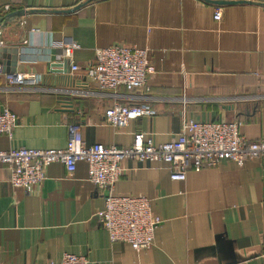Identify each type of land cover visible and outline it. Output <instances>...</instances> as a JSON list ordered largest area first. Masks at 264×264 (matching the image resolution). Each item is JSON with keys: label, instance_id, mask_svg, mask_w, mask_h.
I'll list each match as a JSON object with an SVG mask.
<instances>
[{"label": "crops", "instance_id": "1", "mask_svg": "<svg viewBox=\"0 0 264 264\" xmlns=\"http://www.w3.org/2000/svg\"><path fill=\"white\" fill-rule=\"evenodd\" d=\"M88 1L0 0V17L4 6L24 12L0 29L2 72L40 79L11 86L0 75V112L18 119L10 140L0 135V150L64 149L70 124L81 125L86 145L119 148L137 132L154 145L170 142L189 121H239L244 138L264 139V0ZM60 41L79 49L67 56L54 45ZM117 45L148 49L156 70L149 93L118 89L124 102L146 99L156 111L123 128L104 123L114 97L84 75L95 49ZM73 65L80 71L72 74ZM121 168L113 194L146 197L162 219L150 249L109 242L96 217L103 194L88 181L85 162L71 177L61 163L47 166L30 194L12 188L0 166V264L58 262L64 254L89 264L264 263L263 161H222L189 170L183 182L171 181L163 162L124 160Z\"/></svg>", "mask_w": 264, "mask_h": 264}, {"label": "built area", "instance_id": "2", "mask_svg": "<svg viewBox=\"0 0 264 264\" xmlns=\"http://www.w3.org/2000/svg\"><path fill=\"white\" fill-rule=\"evenodd\" d=\"M9 6H4L3 15L8 14ZM221 10L215 7L213 20H221ZM6 43L0 35V50ZM64 49L67 56L79 49L74 42L63 41L54 44ZM72 74L80 71L71 66ZM156 73L149 59L148 49L135 46H110L94 50V59L84 69V75L99 91L114 97L112 106L104 113V123L112 128H123L130 121L143 117H153L155 109L146 99L137 102H124L117 93L119 88L126 92L144 90L149 92L148 81ZM0 75L11 86L40 83L39 76L29 74L3 73ZM144 98V97H142ZM16 114L8 109L0 112V135L12 138L17 127ZM241 122L212 121L184 123L177 139L154 145L144 133L137 132L129 147L86 145L81 137L79 124L68 125V141L64 149L40 150L24 147L0 150V166H5L12 188L30 194L45 178V169L54 163L65 166L71 177L78 162L87 165V179L103 194V208L96 217L106 232L109 242L125 243L139 252L148 250L154 242L155 230L162 219L155 215L146 197L115 196L113 188L122 174L121 162H163L167 165L169 178L173 182H183L189 170L199 171L212 168L222 161H231L237 166L259 159L264 163V139L249 141L239 133ZM264 258V253L262 254ZM35 264H89L82 255L64 254L58 262ZM264 264V263H262Z\"/></svg>", "mask_w": 264, "mask_h": 264}, {"label": "water", "instance_id": "3", "mask_svg": "<svg viewBox=\"0 0 264 264\" xmlns=\"http://www.w3.org/2000/svg\"><path fill=\"white\" fill-rule=\"evenodd\" d=\"M91 1H95V0H89L88 2H91ZM205 2H209L211 4H216V5H225V4H231L233 2H223V1H207V0H203ZM80 6H77L75 8V10H77ZM24 14V12L22 10H19V11H15V12H11L7 15H5L3 18L0 19V29L3 28L7 23L9 22H13L15 21V19L19 18L20 16H22ZM18 50H15V55L18 54ZM23 52V51H22ZM51 67H56V65H52ZM62 73L63 74H66V72H68L69 70L67 69L66 65H62ZM8 74H15V71H11V72H7Z\"/></svg>", "mask_w": 264, "mask_h": 264}, {"label": "trees", "instance_id": "4", "mask_svg": "<svg viewBox=\"0 0 264 264\" xmlns=\"http://www.w3.org/2000/svg\"><path fill=\"white\" fill-rule=\"evenodd\" d=\"M4 17V16H3ZM146 93H149V92H146Z\"/></svg>", "mask_w": 264, "mask_h": 264}]
</instances>
